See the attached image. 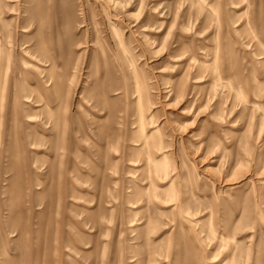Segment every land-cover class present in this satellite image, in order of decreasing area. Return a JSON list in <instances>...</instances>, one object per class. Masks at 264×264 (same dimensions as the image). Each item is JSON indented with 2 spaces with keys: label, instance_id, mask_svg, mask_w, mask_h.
<instances>
[{
  "label": "rangeland",
  "instance_id": "374dc122",
  "mask_svg": "<svg viewBox=\"0 0 264 264\" xmlns=\"http://www.w3.org/2000/svg\"><path fill=\"white\" fill-rule=\"evenodd\" d=\"M0 264H264V0H0Z\"/></svg>",
  "mask_w": 264,
  "mask_h": 264
}]
</instances>
